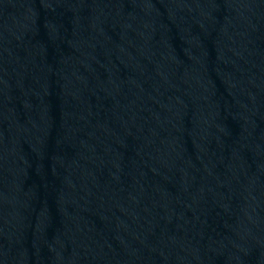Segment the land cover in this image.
I'll return each mask as SVG.
<instances>
[{
  "label": "water",
  "instance_id": "water-1",
  "mask_svg": "<svg viewBox=\"0 0 264 264\" xmlns=\"http://www.w3.org/2000/svg\"><path fill=\"white\" fill-rule=\"evenodd\" d=\"M264 67V0H233Z\"/></svg>",
  "mask_w": 264,
  "mask_h": 264
}]
</instances>
